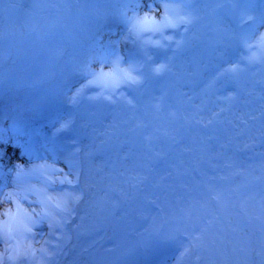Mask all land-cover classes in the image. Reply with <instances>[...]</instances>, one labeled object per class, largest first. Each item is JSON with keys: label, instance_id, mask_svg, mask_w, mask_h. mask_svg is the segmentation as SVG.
<instances>
[{"label": "bare ground", "instance_id": "obj_1", "mask_svg": "<svg viewBox=\"0 0 264 264\" xmlns=\"http://www.w3.org/2000/svg\"><path fill=\"white\" fill-rule=\"evenodd\" d=\"M187 13L193 18L191 24L165 30V36L174 38L171 44L159 34L152 37L165 45L159 49L145 46L143 39L136 40L129 32L134 15L163 18L164 5L156 0H140L139 6L131 0H0V138L9 142L0 145L6 149L0 161V264H62L61 258L68 255L70 227L82 213L84 194L78 195L83 192L85 176L80 160L90 141L96 150L111 143L114 158L104 161L110 188L107 198L100 194L93 202L91 212L94 227L107 224L113 228L109 220L114 221L118 210L113 189L118 191L124 170L128 168V175L134 167L141 173L159 164V154L148 158L155 153L148 150L168 146L164 137L171 148L178 143L169 137L172 124L173 136L188 133L177 120L182 110L173 95L181 91L175 85L192 92L183 98L191 104L207 85H264V49L260 47L264 0H193ZM175 41L182 43L177 47ZM253 52L257 59L250 62ZM117 56L121 67L139 62L141 84L122 85L114 94L108 93L112 101L89 99L101 89L84 87L91 79L86 73L111 71ZM40 58L52 66L68 60L66 86L69 90L77 85L75 91L47 88V80L33 79L28 72L21 85H5L22 75L19 69L26 61L24 67L29 71L31 66L37 68ZM161 61L168 63L169 70L157 75L153 66ZM237 63L241 70L235 75L214 79ZM80 89L79 103L73 104L72 97ZM69 119L70 126L58 131ZM106 119L116 133L101 145L99 128ZM84 120L92 128L91 135L84 134ZM159 135L163 137L156 143ZM10 142L24 149L13 148ZM31 148L39 152L31 155ZM25 149L27 154L21 156ZM17 162L23 168L19 177ZM40 166L45 167L34 171ZM65 176L78 185L61 184ZM169 261L166 258L163 263L176 264Z\"/></svg>", "mask_w": 264, "mask_h": 264}, {"label": "rangeland", "instance_id": "obj_2", "mask_svg": "<svg viewBox=\"0 0 264 264\" xmlns=\"http://www.w3.org/2000/svg\"><path fill=\"white\" fill-rule=\"evenodd\" d=\"M37 63L29 71L24 65L22 75L5 85H21L28 72L33 79L47 80V88L75 91L77 85L69 90L66 86L68 60L55 66L41 58ZM59 71L64 79L58 78ZM174 87L181 91L173 95L182 110L177 120L188 133L173 136L172 124L169 137L178 143L171 148L164 137L168 146L148 150L155 152L148 158L159 154V164L141 173L134 167L128 175V168L124 170L118 191L113 189L118 203L116 218L109 220L113 228L94 227L91 212L93 202L100 194L107 198L110 188L104 161L114 158L111 143L98 150L88 144L80 160L85 180L78 197L84 194V204L80 220L70 227L62 264H167L166 258L176 264H264V85H207L193 104L183 101L192 93L188 88ZM83 124L84 134L91 135L89 123ZM101 124L98 138L103 145L116 129L109 119Z\"/></svg>", "mask_w": 264, "mask_h": 264}, {"label": "snow or ice", "instance_id": "obj_3", "mask_svg": "<svg viewBox=\"0 0 264 264\" xmlns=\"http://www.w3.org/2000/svg\"><path fill=\"white\" fill-rule=\"evenodd\" d=\"M132 3H135L137 6L140 4V0H131ZM156 2L163 3L165 14L160 21H157L151 16L145 15L143 18L138 16H133L130 20V28L129 32L131 35L135 37L136 40L143 39V44L145 46H152L159 49H164L165 45L161 43L160 40L152 39L153 36L159 34L163 37L164 40H167L170 44L173 42L174 38L172 36H165L166 29H178L181 25H189L192 23L193 18L190 13L186 14L187 6L193 3V0H156ZM185 30H187L185 28ZM145 34H149L147 38H145ZM177 47L180 46L182 41H175ZM260 47L264 49V39L260 44ZM151 59V57H149ZM249 61H254L257 59V54L253 52L249 56ZM139 62L132 61L129 62L128 67H121V58L116 57L115 60L112 61V70L111 71H99V72H91L88 71L86 75L91 76V79L88 80V86H97L101 89L99 94L95 97H89V99H100L103 98L107 101H112V95L108 93L114 94L115 91L120 88L122 85H139L141 84V77L138 74L140 72V68L137 66ZM169 70V65L166 61H161L160 63L153 66V72L157 75H161ZM239 64L230 65L223 70H221L217 76L214 78L215 80L225 79L231 75H235L238 71H240ZM83 94V89L78 90L77 94L72 97V103L78 104L79 99ZM131 104V101H127ZM71 124V120L69 119L65 123L61 125V129L58 131L68 128ZM9 142L3 138H0V145L8 144ZM13 148H21L24 149L23 145H20L18 142H13L11 145ZM21 156L27 154V150L22 151ZM6 155V149L0 147V161H3ZM2 166V165H0ZM17 176L19 177L23 173V168L17 162L16 164ZM45 166H40V169H34V171L42 170ZM78 179V178H77ZM61 184L68 183L72 184L73 181L69 180L67 176L64 179L60 180ZM216 197H214L215 199ZM57 207H60V204H57Z\"/></svg>", "mask_w": 264, "mask_h": 264}, {"label": "water", "instance_id": "obj_4", "mask_svg": "<svg viewBox=\"0 0 264 264\" xmlns=\"http://www.w3.org/2000/svg\"><path fill=\"white\" fill-rule=\"evenodd\" d=\"M116 33V32H115Z\"/></svg>", "mask_w": 264, "mask_h": 264}]
</instances>
